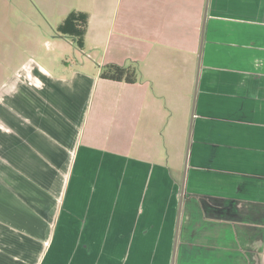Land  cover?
I'll list each match as a JSON object with an SVG mask.
<instances>
[{
	"label": "crops",
	"instance_id": "1",
	"mask_svg": "<svg viewBox=\"0 0 264 264\" xmlns=\"http://www.w3.org/2000/svg\"><path fill=\"white\" fill-rule=\"evenodd\" d=\"M95 1L0 29V264H264V0Z\"/></svg>",
	"mask_w": 264,
	"mask_h": 264
},
{
	"label": "rangeland",
	"instance_id": "2",
	"mask_svg": "<svg viewBox=\"0 0 264 264\" xmlns=\"http://www.w3.org/2000/svg\"><path fill=\"white\" fill-rule=\"evenodd\" d=\"M41 1H43L44 4L39 3ZM95 2L96 1L94 0V3ZM58 3L59 0H0V29H4L2 31L6 30L4 27L7 19H10L9 23L14 27V18L17 17L26 35L32 33L31 28L33 27H35V32H36V30L40 28L43 24L45 27L47 26L46 23L47 20H45V16L46 18H50L51 20L55 19L52 16L56 12L55 9L59 7ZM47 4L52 7H48ZM44 5H46L47 7L46 11L45 9H43L45 8ZM95 5L94 8H96ZM40 6H42L43 8ZM87 6H88V1H87ZM33 22L35 24H33ZM118 24H120V21L118 22ZM118 29L119 28H116V30ZM92 55L93 54H90L91 58H93ZM74 65L75 66L78 65L80 67L81 63L75 61Z\"/></svg>",
	"mask_w": 264,
	"mask_h": 264
},
{
	"label": "trees",
	"instance_id": "3",
	"mask_svg": "<svg viewBox=\"0 0 264 264\" xmlns=\"http://www.w3.org/2000/svg\"><path fill=\"white\" fill-rule=\"evenodd\" d=\"M89 26V17L85 12H71L65 20L59 25L58 31L71 37L79 47H84L85 35ZM103 78L135 82L137 79V70L133 66H123L117 63L106 65L102 73Z\"/></svg>",
	"mask_w": 264,
	"mask_h": 264
}]
</instances>
